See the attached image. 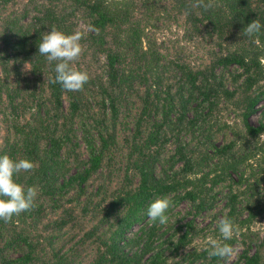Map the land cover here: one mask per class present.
<instances>
[{
  "label": "trees",
  "instance_id": "1",
  "mask_svg": "<svg viewBox=\"0 0 264 264\" xmlns=\"http://www.w3.org/2000/svg\"><path fill=\"white\" fill-rule=\"evenodd\" d=\"M77 15L87 28L72 63L90 79L67 90L52 81L55 62L38 43L53 26L74 31ZM255 18L264 22V0H0L9 137L0 153L33 160L16 179L38 188L34 207L0 218V264H220L225 257L210 256L208 244L187 249L208 233L221 238L212 212L219 184L228 188L223 216L235 224L227 242L240 239L233 264H264V232L253 226L264 218V29L244 33ZM160 22L180 27L203 55L192 62L158 40ZM100 55L105 63L93 73ZM162 195L174 206L186 201L189 218L167 229L153 222L147 207ZM204 213L214 227L196 225Z\"/></svg>",
  "mask_w": 264,
  "mask_h": 264
},
{
  "label": "clouds",
  "instance_id": "2",
  "mask_svg": "<svg viewBox=\"0 0 264 264\" xmlns=\"http://www.w3.org/2000/svg\"><path fill=\"white\" fill-rule=\"evenodd\" d=\"M264 29V22L260 19H252L244 27V33L251 36ZM83 31L75 30L65 32L56 27H51L41 35L38 43V52L48 62L54 63V78L52 81L59 82L67 90H79L90 79L87 70L76 67L73 61L83 51L81 43ZM35 163L28 157L15 159L8 153H0V218L11 219L35 206L38 188L35 185H25L16 179L20 170H31ZM171 198L167 195L157 196L151 200L147 207V214L153 222L166 224L168 222V209L171 206ZM217 229L221 238H210L208 241V254L210 256L231 257L234 248L229 241L234 234L235 224L233 219L225 214L217 222Z\"/></svg>",
  "mask_w": 264,
  "mask_h": 264
},
{
  "label": "rangeland",
  "instance_id": "3",
  "mask_svg": "<svg viewBox=\"0 0 264 264\" xmlns=\"http://www.w3.org/2000/svg\"><path fill=\"white\" fill-rule=\"evenodd\" d=\"M24 5V1H19L13 5L10 6V9H13V13L15 14H19L20 11L22 10ZM9 9V10H10ZM7 13H9V11H6ZM11 12V14H13ZM32 12V11H30ZM29 12V14L25 17L24 20H28L30 19L31 13ZM78 16V17H77ZM76 18L74 19V21L76 22V25H74V31L75 30H84L87 28V25L84 23V21L81 19V17H79V15H77ZM162 22V21H161ZM161 22L158 24V29L159 31H157L156 29H154L153 31V35L156 36L158 38V40L161 39H169L170 43L169 46H171L173 43H175L177 46H180L181 49L184 50L185 54H187V56L192 60V62H196V60L198 58H200L203 53H204V48L200 45L198 46L196 43L194 42H190V41H184L180 36H182V29L180 27H176L173 25V27L171 28H166V27H161ZM152 30V29H151ZM150 30V34L152 35V32ZM177 33L179 35H177ZM89 54V53H88ZM87 58L90 60V55H87ZM99 61V62H98ZM98 61H94V62H90V71L95 73H99L102 70V63H105V58L104 56H99V60ZM83 63H86L85 60H83ZM2 98H4V101L6 100V96H2ZM98 99V97H91L89 102H90V107L93 110H96V100ZM27 103H31V99H28ZM65 106H66V101H65ZM261 106L258 107V109L260 110ZM26 111V116L30 117L31 116V112H34V109L30 108L29 106L26 107L25 109ZM260 113L259 111L257 113H255L254 115L251 116L250 121L252 123H257L258 121V117H259ZM226 118L228 120H233V114H230L229 116H226ZM76 130L78 132V135L81 136L82 135V131L79 129L78 124H76ZM10 137L12 138V134H10ZM7 138L8 137V125L6 124V122L3 119V113L0 111V149L6 144L7 142ZM78 155L80 158H86L87 155V151L85 148V144L84 142L81 140V144L79 146L78 149ZM124 155V153L122 151L118 152V156L116 157L117 160L121 159L122 161V156ZM67 166L70 167V171H73L75 169L74 165L69 164V162L66 164ZM116 167L119 168V163H116ZM257 166L254 165V171H256ZM122 174V173H120ZM234 178H236V175L233 176ZM118 180L117 177H115V180L113 181V184ZM215 191H216V200H215V204L213 206L212 212L213 213H217V221L222 218L223 216V212L226 210L225 209V194L228 192V188L227 186H224L223 184H219L215 187ZM172 206V213L168 214L169 217V221L168 224H173L174 226L176 225L175 223V219H188L189 218V214L186 215V212L190 209L189 204L186 201H182L180 203H178L177 205H171ZM213 222V223H212ZM214 227L215 222L210 220V215L204 213L200 216H198L196 218V225L198 227ZM255 229H260L261 233L264 232V218L262 219H258L255 221V224L253 225ZM167 224L164 225V228L167 229ZM138 228V226H134L133 227V231H136ZM163 229L159 231V235H164L163 238H165L167 235L162 233ZM209 230L207 228L204 229V233H208ZM130 234V233H129ZM212 238L210 236V234L208 233L207 235H204L202 237H199L198 239H195L194 244L193 245H189V247H187V249H190L191 246L192 247H202L203 245L208 244L209 239ZM240 240V239H239ZM239 240L237 242L234 243V245L232 246L234 248V254L231 257H225L224 260L222 261V263L220 264H233V261L236 258V255L238 252H240L241 250V245L239 243ZM169 251H167L168 253ZM181 253V252H180ZM177 260H179V256L176 257ZM180 264H187V262L183 261ZM198 264V263H196ZM218 264V263H217Z\"/></svg>",
  "mask_w": 264,
  "mask_h": 264
}]
</instances>
